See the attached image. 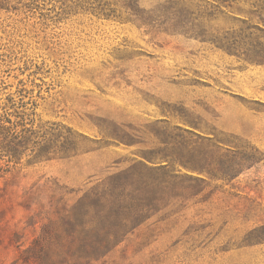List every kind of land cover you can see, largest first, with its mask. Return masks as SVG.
<instances>
[{"label":"rangeland","instance_id":"rangeland-1","mask_svg":"<svg viewBox=\"0 0 264 264\" xmlns=\"http://www.w3.org/2000/svg\"><path fill=\"white\" fill-rule=\"evenodd\" d=\"M0 264H264V0H0Z\"/></svg>","mask_w":264,"mask_h":264}]
</instances>
